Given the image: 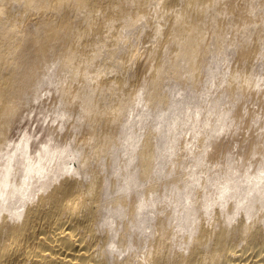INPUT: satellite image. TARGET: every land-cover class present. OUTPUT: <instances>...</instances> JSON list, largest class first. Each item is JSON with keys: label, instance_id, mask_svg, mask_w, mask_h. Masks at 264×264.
<instances>
[{"label": "bare ground", "instance_id": "bare-ground-1", "mask_svg": "<svg viewBox=\"0 0 264 264\" xmlns=\"http://www.w3.org/2000/svg\"><path fill=\"white\" fill-rule=\"evenodd\" d=\"M0 264H264V0H0Z\"/></svg>", "mask_w": 264, "mask_h": 264}]
</instances>
